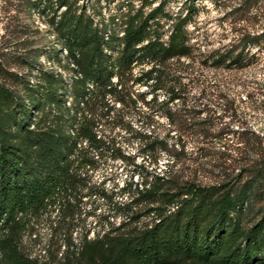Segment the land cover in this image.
Here are the masks:
<instances>
[{
  "label": "trees",
  "instance_id": "16d2710c",
  "mask_svg": "<svg viewBox=\"0 0 264 264\" xmlns=\"http://www.w3.org/2000/svg\"><path fill=\"white\" fill-rule=\"evenodd\" d=\"M26 1L28 10L51 12L56 41L44 52L49 66L40 61L41 48L26 43L18 60L25 70L0 61V264H48L24 252L21 236L32 218L50 209L65 228L55 241V264H264V125L208 146L200 159L216 158L191 170L178 165L181 135L177 149L150 136L145 150L167 153L166 166L140 164L100 229L73 235L83 170L105 145L102 119L124 101L135 67L141 66L132 82L157 100L166 76L192 56L186 24L195 0H183L176 12L165 10L169 0H138L137 6L121 0L124 10L106 19L94 9L101 0ZM227 15L260 28L209 55L213 66L241 68L250 63L252 46L264 47V0H234ZM166 92L160 103L174 124L178 113L168 104L181 96L175 88ZM200 129L189 154H199L198 143L209 136Z\"/></svg>",
  "mask_w": 264,
  "mask_h": 264
},
{
  "label": "rangeland",
  "instance_id": "374dc122",
  "mask_svg": "<svg viewBox=\"0 0 264 264\" xmlns=\"http://www.w3.org/2000/svg\"><path fill=\"white\" fill-rule=\"evenodd\" d=\"M87 1L92 0L78 2ZM182 1L169 0L165 10L176 12L184 6ZM233 1L195 0V11L186 24L194 53L184 59L179 70L166 76V87L157 90V100L145 85L132 82L141 66L134 68L124 101L115 102L109 114L102 119L105 145L100 153L93 152L92 165L83 170L85 181L75 198L74 236L81 231H88L89 236H93L100 229L111 216L113 203L124 197L120 194L121 188L132 180L136 181L140 164L158 169L166 166L167 153L151 154L145 150L144 144L150 136L165 137L168 146L175 143L177 149L181 135V140H185V151L181 152L178 165L191 170L202 160L216 158L214 155L200 159V154L208 150V146H217L227 138H236L242 130L258 129L264 125V47L252 46L251 61L241 68L213 66L209 57L213 50L229 47L243 34L260 29L253 20L235 21L227 15ZM26 3V0H0V61L17 71L25 70L18 62L24 43L41 48L40 61L49 66L44 52L56 41L48 23L51 12L45 10L42 13L41 7L28 10ZM133 3L137 6L139 1L133 0ZM99 4L101 7L96 3L94 9L100 11L105 19L125 8L121 0H110L109 3L101 0ZM161 20L164 22L165 19ZM167 26L168 22L164 24V30ZM163 39H166V34ZM59 55L63 58L62 53ZM51 66L60 69L57 63ZM169 88H175L181 96L168 104L178 113L174 124H170L165 116L166 105L160 103L167 97ZM106 97L108 101L114 100L110 95ZM188 117L193 120L190 124ZM199 121L203 124H196ZM201 126L208 130L209 136L198 143L202 146L199 154H189L191 145L202 138L199 135ZM210 152L214 154L213 150ZM114 220L118 221L119 217H114ZM58 221L57 209L32 218L21 236L24 252L40 262L55 264V241L65 229L60 228Z\"/></svg>",
  "mask_w": 264,
  "mask_h": 264
}]
</instances>
